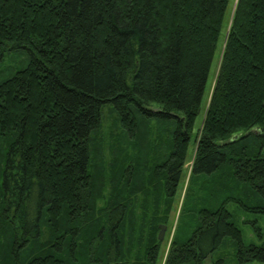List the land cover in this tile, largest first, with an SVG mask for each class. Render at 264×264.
<instances>
[{"label": "trees", "instance_id": "trees-1", "mask_svg": "<svg viewBox=\"0 0 264 264\" xmlns=\"http://www.w3.org/2000/svg\"><path fill=\"white\" fill-rule=\"evenodd\" d=\"M106 109L132 145L99 207ZM263 150L264 0H0V264L263 263L226 207L264 215Z\"/></svg>", "mask_w": 264, "mask_h": 264}, {"label": "rangeland", "instance_id": "rangeland-1", "mask_svg": "<svg viewBox=\"0 0 264 264\" xmlns=\"http://www.w3.org/2000/svg\"><path fill=\"white\" fill-rule=\"evenodd\" d=\"M213 70H214V66H212V72H213ZM210 80H212V79L210 78ZM211 86H212V82H211L210 87ZM93 137L95 139L93 147L97 148V150H98V151H94L95 152L94 154L99 159V161L101 162V160H102V163L104 164L103 165V173H102L103 180L101 179V183L102 184L104 183L103 184L104 187L100 191L102 198L100 200H98V202H97V205L100 207L105 203L104 202L105 198H107L109 196V190H110L109 184L111 183L110 182L111 164L113 163L114 155L116 154L115 148L118 149V147L124 146V148H127L129 150L131 145H132V142L130 140L128 141V139L126 137H122L119 135L117 127L113 123V116L111 115V112L107 111V109L104 111L99 130ZM91 156H93V153H91ZM190 166H191V162H189L184 169L185 178L180 183L179 188H178L177 199H176L177 205L175 208V212L171 213V215H170V226H168L169 227L168 229L166 227L164 239L162 240L166 244V246H165V244L163 245L164 247L162 249L163 250V253H162L163 257L165 256V252L167 251L168 245L170 243V239L173 236L175 228H177L179 226L178 225V217H179L180 209H181V206L183 203L184 193H185V190L187 188L188 177L190 174L189 173L190 172ZM99 172H101V171L99 170ZM139 172H141L140 168H139ZM208 179H209V181H210V179H212L213 183H212V186L210 187V189L214 190V195L216 194L218 196V194H221L222 199L231 198V196L225 197V195H222L223 192H225L223 190V187L225 185L219 186V185H221L220 180L228 179L225 176V171H220V172L216 173L214 176L209 177ZM214 182H215L216 187L218 188V192H215ZM209 183H208V185H209ZM196 187L197 186H194V188H193L194 192H192V194L194 196H195V194H197L198 196H202V194L200 193L201 188L198 187V191H197ZM225 187L227 188V186H225ZM232 188H233V185L230 184V190H232ZM202 192L204 193L203 189H202ZM228 194L229 193H227V196H228ZM204 197L207 198L209 196H207V194H206ZM136 198H139V196H137ZM206 204L208 205V207L215 206V203H213L212 201H209V200L206 201ZM226 207H227V210L232 215V222L240 230L242 245H244V247H247L249 245H254V246L263 245L264 244V215L244 212V211L240 210L235 204L229 203V202L226 205ZM184 222L189 224L187 226V224L185 225V224L181 223V225L183 227V231H181V233L185 235V234H187L188 230L190 228L192 229L195 225L193 215L187 214L185 219H184ZM252 222H254V224L256 225L255 226L256 228H259V230L261 232L260 237L254 231L255 228L253 227ZM236 253H237L236 245L234 244V242L231 239H227L226 242L223 243V245H221L214 253H212L208 257V259H206L204 264H264V262L260 263L258 261L238 263L237 258H236ZM163 257H162V259H163ZM162 263H163V260H162ZM162 263H160V264H162Z\"/></svg>", "mask_w": 264, "mask_h": 264}, {"label": "water", "instance_id": "water-1", "mask_svg": "<svg viewBox=\"0 0 264 264\" xmlns=\"http://www.w3.org/2000/svg\"><path fill=\"white\" fill-rule=\"evenodd\" d=\"M165 232H166V226L163 225L159 226V234H158L159 241H162L164 239Z\"/></svg>", "mask_w": 264, "mask_h": 264}]
</instances>
